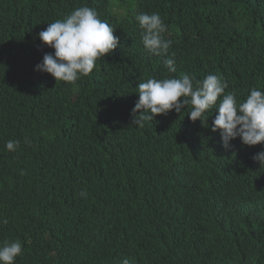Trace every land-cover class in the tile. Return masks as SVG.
Returning <instances> with one entry per match:
<instances>
[{"label": "trees", "instance_id": "1", "mask_svg": "<svg viewBox=\"0 0 264 264\" xmlns=\"http://www.w3.org/2000/svg\"><path fill=\"white\" fill-rule=\"evenodd\" d=\"M85 5L119 46L75 83L35 71L54 51L38 33ZM140 13L167 25L175 73L146 52ZM181 73L220 74L238 101L264 90V0H0V243H22L15 264H264V144L225 150L215 108L207 127L190 105L130 125L138 84Z\"/></svg>", "mask_w": 264, "mask_h": 264}, {"label": "clouds", "instance_id": "2", "mask_svg": "<svg viewBox=\"0 0 264 264\" xmlns=\"http://www.w3.org/2000/svg\"><path fill=\"white\" fill-rule=\"evenodd\" d=\"M136 20L146 52L151 56H165V68L169 73H175V53L169 54L172 41L164 38L167 25L160 14L140 13ZM114 31L94 8L77 7L66 17L47 23V27L38 33L39 40L54 51L45 53L34 70L50 74L55 81L75 83L93 71L98 59L119 46L120 38ZM136 88L138 100L130 112V125L143 128L145 122L153 121L156 115L166 116L172 110L181 113L190 105L189 120H199L207 127L205 114L215 108L217 114L210 130L213 133L219 130L221 146L225 150L233 147L231 141L236 138L247 146L264 144V90L252 88L243 101H238L234 91H226L228 84L220 74H208L198 80L187 73L173 78H148ZM19 143L9 140L5 147L15 151ZM252 160L264 167V150L257 152ZM0 223L7 224L8 220L0 218ZM22 252L19 240H4L0 243V264H15ZM121 264L132 262L125 259Z\"/></svg>", "mask_w": 264, "mask_h": 264}]
</instances>
